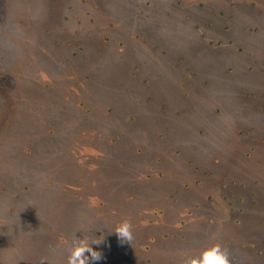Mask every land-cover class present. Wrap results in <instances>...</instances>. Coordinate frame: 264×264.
<instances>
[{"label": "rangeland", "instance_id": "rangeland-1", "mask_svg": "<svg viewBox=\"0 0 264 264\" xmlns=\"http://www.w3.org/2000/svg\"><path fill=\"white\" fill-rule=\"evenodd\" d=\"M74 241L264 264V0H0V264Z\"/></svg>", "mask_w": 264, "mask_h": 264}, {"label": "clouds", "instance_id": "clouds-1", "mask_svg": "<svg viewBox=\"0 0 264 264\" xmlns=\"http://www.w3.org/2000/svg\"><path fill=\"white\" fill-rule=\"evenodd\" d=\"M113 232L121 242H128L132 239L130 224L127 221L122 222ZM67 251V264H90V261L100 259L99 252L94 251L90 245L83 246L78 241H74ZM184 264H230V261L220 244H210L200 249L197 253L188 256L184 260Z\"/></svg>", "mask_w": 264, "mask_h": 264}]
</instances>
